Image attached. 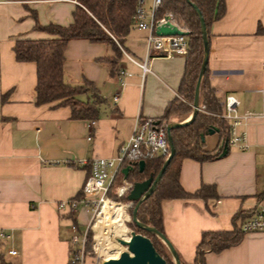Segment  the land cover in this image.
Listing matches in <instances>:
<instances>
[{
  "label": "crops",
  "instance_id": "0c3cea01",
  "mask_svg": "<svg viewBox=\"0 0 264 264\" xmlns=\"http://www.w3.org/2000/svg\"><path fill=\"white\" fill-rule=\"evenodd\" d=\"M223 1L224 14L208 35L209 83L220 104L232 95L240 102L241 115L260 113L264 110V0ZM76 6L46 0L0 4V261L10 264H70L71 227L76 225L82 233L90 210L72 213L59 211L57 205L80 194L92 161L116 157L138 117L185 123L193 115H167L176 100L188 104L179 95L187 58H157L144 77L131 58L139 62L145 58L148 33L136 28L124 43L114 74L104 61L115 57L111 45L84 39L67 45L65 78L96 88L105 101L98 120H74L70 107L57 106L60 101L37 105V65L17 61L16 41L52 38L37 25L68 27L74 22ZM147 6H152V0H147ZM92 95L79 99L88 101ZM92 122L96 124L91 126ZM240 131L247 134L248 149L230 147L220 157L225 139L216 131L206 133L204 141V151L217 155L215 160L179 162L180 184L187 193L214 187L216 198L162 202L165 236L184 264H195L205 232L239 228L240 219L264 201V119L252 118ZM3 232L11 239L2 238ZM10 250L17 255H10ZM206 261L264 264V233L244 234L238 245L208 253Z\"/></svg>",
  "mask_w": 264,
  "mask_h": 264
},
{
  "label": "trees",
  "instance_id": "16d2710c",
  "mask_svg": "<svg viewBox=\"0 0 264 264\" xmlns=\"http://www.w3.org/2000/svg\"><path fill=\"white\" fill-rule=\"evenodd\" d=\"M76 1L74 22L70 26L64 27L51 24L48 27H41L37 25V29L47 32L52 38L43 40L18 39L14 52L17 61L34 62L37 65V105L60 101L57 106L70 107L72 119L90 122L99 119L101 106L105 101L92 84L75 85L66 80L64 64L67 45L70 41L77 39L111 45L115 51V57L104 59V61L109 65L111 73L114 74L122 57L124 43L134 28V19L140 0ZM194 6L201 11L209 35L211 25L224 14L225 5L223 0H165L160 10L161 17L174 12L173 15L178 16V20L188 27L190 33V49L186 56V70L179 92L181 98H185L184 100L188 104L186 105L179 99L176 100L175 105L168 109L167 115L194 112L192 105L194 103L195 88L205 55L200 18ZM90 92L93 95L88 101L79 99V96ZM199 101L200 107L204 106L209 113L214 115L222 113L221 101L209 83L208 68L203 75ZM214 115L199 111L190 124L172 130V142L176 149V155L153 194L138 209L137 219L144 226L156 228L165 235L162 216V202L164 200L217 197L214 187H203L195 194L187 193L182 188L179 180V162L183 159L189 158L205 162L215 160L218 157L204 151L202 133L215 129L223 133L224 139L229 138L228 123ZM166 160L162 157L149 158L146 160L144 172H140L137 168L130 173L128 179L135 183L143 182L151 176L156 177ZM80 195L81 192L77 197ZM123 201L129 200L126 197ZM135 227L136 233L150 238L159 254L169 264H174L168 252L169 250L156 234L141 229L136 224ZM243 235L244 233L240 228H235L233 231L205 232L197 248L195 264H207L206 255L208 253H220L238 245L242 241ZM88 248L91 249L90 242ZM179 258L181 264H184L180 256ZM0 264L10 263L1 260Z\"/></svg>",
  "mask_w": 264,
  "mask_h": 264
},
{
  "label": "built area",
  "instance_id": "2783aa9c",
  "mask_svg": "<svg viewBox=\"0 0 264 264\" xmlns=\"http://www.w3.org/2000/svg\"><path fill=\"white\" fill-rule=\"evenodd\" d=\"M43 0H0V4L17 2L20 4H36ZM53 2H71L77 4L76 0H46ZM165 0H152V6L148 8L147 0L138 2L134 28L148 33L147 54L142 61L131 60L136 63L143 71V76L152 72V62L157 58H173L177 56L186 57L190 49L189 36H158L156 28L163 23L166 16L171 17L173 24L182 31H188L181 26L172 13L160 16V10ZM189 32V31H188ZM124 72L120 73L119 81L122 84ZM119 95L115 96V100ZM240 102L232 95L226 96L221 103L222 113L214 115L200 107V111L224 119L229 125V145L239 150L248 149L247 134L240 131L246 126L248 121L255 117L264 119V110L260 113H246L241 115L239 112ZM96 123L92 122L91 126ZM167 121H156L152 118L138 117L135 122L131 137L119 149L116 157L97 158L92 161L90 176L86 179L81 195L74 199L60 202L57 205L59 211L77 212L80 208H86L92 213H101L104 206L110 202L112 204L124 205L128 209L133 208L134 203L123 204L122 200L128 197L132 191L134 182L130 181L123 174V170L132 167L134 171L138 168L140 161L149 158H165L171 155V144L169 140ZM90 139V138H89ZM132 173V172H131ZM240 230L244 234L264 233V201H261L250 210L247 215L240 220ZM74 232L72 237V248L70 264H86L87 235L88 231L80 233L76 225L71 227ZM2 238L11 236L3 232ZM10 255H17L15 250L9 251Z\"/></svg>",
  "mask_w": 264,
  "mask_h": 264
},
{
  "label": "water",
  "instance_id": "95a60500",
  "mask_svg": "<svg viewBox=\"0 0 264 264\" xmlns=\"http://www.w3.org/2000/svg\"><path fill=\"white\" fill-rule=\"evenodd\" d=\"M190 1V0H187ZM194 9L196 10L201 23L202 28V38H203V44H204V60L202 63L201 71L199 74V78L197 81V85L195 88V96H194V104H193V115L191 119L185 123H170L168 127V133H169V140L171 144V155L166 160L165 164L163 165L162 169L158 173L156 177L151 176L147 180L143 182H135L132 191L128 195V200L130 202H133L135 204V207L133 209L132 219L133 222L141 229H145L149 232H153L156 234L168 247L170 252L172 253V256L175 259L174 264H181L179 255L173 245L169 242V240L166 238L165 235L160 233L156 228L153 227H147L144 226L142 223H140L137 219V213L140 205L149 198L153 192L155 191L158 184L161 182L163 176L165 175L169 165L171 164L172 160L174 159L176 155V149L172 142V130L174 128H182L190 124L196 114L200 111V88L201 83L203 79V75L207 70L208 62H209V40H208V33H207V27L206 22L202 16L201 11L194 6ZM156 34L158 36H189L188 31H182L179 29L178 26L173 24L171 17L166 16L163 23H160L156 28ZM217 130L210 129L207 134H214ZM206 133H202V140L205 141ZM230 149L229 145V138L224 140L223 145V151L220 154V157H224L228 154ZM146 167L145 161H140L138 163V168L140 172H144ZM131 172H134V169L132 167H127L123 170V174L126 178H129V175ZM118 242L123 247H126V250L121 252L120 255L116 258H109L103 261L101 264H169L168 261L159 254V252L156 250L155 246L153 245V242L150 238L147 236H144L142 234L132 232L129 239H118Z\"/></svg>",
  "mask_w": 264,
  "mask_h": 264
},
{
  "label": "bare ground",
  "instance_id": "6f19581e",
  "mask_svg": "<svg viewBox=\"0 0 264 264\" xmlns=\"http://www.w3.org/2000/svg\"><path fill=\"white\" fill-rule=\"evenodd\" d=\"M124 214V205L120 204L108 202L102 209L94 226L97 241L99 242L98 251L100 253H106L109 247L118 241L115 239H129L126 235L127 227ZM109 229L110 231H108ZM116 256L117 254H113L109 257L116 258Z\"/></svg>",
  "mask_w": 264,
  "mask_h": 264
},
{
  "label": "rangeland",
  "instance_id": "374dc122",
  "mask_svg": "<svg viewBox=\"0 0 264 264\" xmlns=\"http://www.w3.org/2000/svg\"><path fill=\"white\" fill-rule=\"evenodd\" d=\"M173 14H174V12H173ZM175 17H176L177 21L179 22V24L181 26H183L184 28H187V30H188V27L185 26V24L182 21L178 20V16H176V14H175ZM128 202L129 201H123L122 200L123 204H127ZM134 207H135V204H134L133 208H130V209H128L127 207H124V213H125L124 215L126 218L125 224L127 227L126 235L128 238L131 236L132 232L137 231L136 227H135V223L133 222V219H132V214H133L132 212H133ZM100 214L101 213H92V212L87 213V219H88L87 224H85L80 229L82 233H84L85 231H88L87 232L88 233V235H87L88 242H87V251H86V264H101L106 259H109L110 258L109 256H112L113 254H117L116 257H118L121 252L126 250V247H123L122 245H120L117 241L118 239H115L117 242L115 241L116 243L111 245L109 247V250L106 253H100L98 251L99 242L97 241V235L94 231V226H95ZM108 231H110V229ZM89 242L91 245V249L88 248ZM167 249H168V247H167ZM168 252L172 256V253L170 252V250Z\"/></svg>",
  "mask_w": 264,
  "mask_h": 264
}]
</instances>
